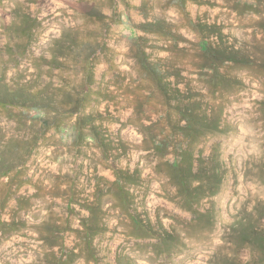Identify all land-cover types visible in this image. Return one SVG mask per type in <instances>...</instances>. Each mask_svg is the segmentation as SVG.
<instances>
[{"label": "rangeland", "instance_id": "rangeland-1", "mask_svg": "<svg viewBox=\"0 0 264 264\" xmlns=\"http://www.w3.org/2000/svg\"><path fill=\"white\" fill-rule=\"evenodd\" d=\"M0 222V264H264V0H0Z\"/></svg>", "mask_w": 264, "mask_h": 264}, {"label": "trees", "instance_id": "trees-1", "mask_svg": "<svg viewBox=\"0 0 264 264\" xmlns=\"http://www.w3.org/2000/svg\"><path fill=\"white\" fill-rule=\"evenodd\" d=\"M185 0H175V2L177 3H184ZM200 51L201 53L203 54V57L202 59H204V61H210L209 62V65H212L214 61H222L224 59V56L223 58L219 55H217L216 52L212 53V49L211 47L209 46V44L207 43V41L205 39H202L201 42H200ZM140 62H141V65L145 71V73L150 77L152 78L153 82H156L157 85H160L162 84V76L160 75V72L157 70L156 66H153V64L149 63L147 61V57H144L145 56V53L142 51V53L140 54ZM211 63V64H210ZM89 66V65H88ZM90 69H88V72L90 70V73H91V67L89 66ZM91 77H92V74H91ZM90 77V79H91ZM213 79L216 81L215 83L216 84H220L223 80L221 78H216L215 76H213ZM182 116L186 117L187 119H189L190 121L192 120V118L194 117V115L192 114L191 111L185 109V110H182ZM77 126H79L77 124ZM78 127H76L75 129V132L76 133H79V130H77ZM178 164L179 163H174L172 162L170 164V167L172 169V173H174V175L176 176L177 180H178V183L181 184V185H185L186 181H187V176L178 171ZM117 179L119 180L118 177H120V172L118 171L117 172ZM119 190V194L122 198H124V195L122 194V186L120 185V187L118 188ZM2 225H3V222H0V228H2ZM138 225V223H137Z\"/></svg>", "mask_w": 264, "mask_h": 264}]
</instances>
